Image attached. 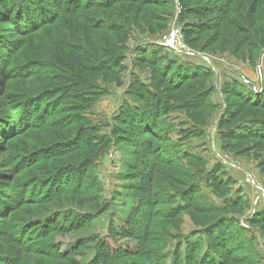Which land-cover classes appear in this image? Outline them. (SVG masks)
I'll use <instances>...</instances> for the list:
<instances>
[{
    "label": "rangeland",
    "instance_id": "374dc122",
    "mask_svg": "<svg viewBox=\"0 0 264 264\" xmlns=\"http://www.w3.org/2000/svg\"><path fill=\"white\" fill-rule=\"evenodd\" d=\"M19 1L0 0V264H218L219 236L227 264H264V127L232 130L264 122V0H27L49 11L28 34L3 22ZM68 56L105 68L80 72L94 91L68 94Z\"/></svg>",
    "mask_w": 264,
    "mask_h": 264
},
{
    "label": "trees",
    "instance_id": "16d2710c",
    "mask_svg": "<svg viewBox=\"0 0 264 264\" xmlns=\"http://www.w3.org/2000/svg\"><path fill=\"white\" fill-rule=\"evenodd\" d=\"M26 1L27 0H20L19 1L20 4L19 3L16 4L17 6L15 7V12H8L7 16H5V18L3 19V22H5V23L11 22V24H13V26H14V24H16L17 31H19L20 34H28L30 32L36 31V29H38V27H39L40 21H44L45 19L48 18V12H49L48 9L45 8L46 10H44V8H42V7H39V8L30 7L26 3ZM136 1L141 2V0H133L132 2L136 3ZM179 1L183 3L186 0H179ZM8 9L9 8L6 5H3L2 3L0 4V12L1 13L2 12L6 13V11H8ZM12 14H13L12 17H14L13 20L11 17ZM37 17H41V18L39 20H37ZM185 32L187 33V30H184V33ZM186 39H188L187 35H186ZM9 54L11 55V53H9ZM81 57H83V56H81ZM75 58L76 57H74V56L73 57L68 56V73L71 72L72 76L71 77L68 76L67 82H68V94L70 93L69 95H71V97L72 96L75 97V95H78V92H79V94H81V93H87V92L89 93L91 91H94L93 88H91V86L94 85V82H95V80H97V78H95V77H90L87 79L86 78H80L81 77L80 72L86 71V72H91L94 74V73H99V72L105 71V68L103 66H100L101 67L100 68L98 65H94V66L89 67V68L86 67V69H85L82 67L80 68V66H79L80 63L78 65L76 64V62L71 64V62ZM180 65H182V63L179 62L178 65H176V66L174 65L175 67L173 66V71H168V72H170V75H171L170 84L173 85L174 90L178 89L181 84H180V82H179L180 85L174 84L173 76L178 75L177 79L180 78V80L182 77L183 82L188 80V79H191L190 77H188L187 72H185L184 70L181 74H179L180 67H182ZM12 70H14V69H11V71ZM237 89H240V86H237ZM71 90H72V92H71ZM140 96L141 95L139 93L136 94V97H137L136 100L139 102V105L137 107H129V109L135 115L136 114L139 115V116H137L138 118L142 117V119L146 120L147 116L149 115L148 113H151V110L148 108V105H146V106L143 105V103L141 102L142 98ZM241 97L242 96L237 97V98L245 101L244 98H241ZM249 101H251V100H249ZM247 103L253 104V102H247ZM253 107H256V106H253ZM165 111L169 112L170 110L165 109ZM236 118H237V116L231 117L230 122H232ZM219 123H223L222 118H220ZM253 126H254V128L264 127V122H262L261 120H254V119H246L245 121L241 120V121L237 122V124L232 128V130L238 131V130L245 129L246 127L251 128ZM259 130H261V129H259ZM8 133H10V132H8ZM19 134H20V132H18L15 135H19ZM82 134H83V130H78V132L75 134V136L73 138H70L64 142H60L58 145L62 146L64 148V150L66 152H68L70 150V148L71 149L75 148L74 145H76L79 142V138L81 137ZM148 135H151V133H148ZM246 137L252 138L255 140L260 139V137L258 136V133L257 134L255 133V135H251V136L247 135ZM151 140H153V138ZM156 140H158V138H156ZM51 149L53 150L54 148H50V150H48V151H51ZM40 153H43V152H40ZM32 155L36 156L38 154L33 152ZM25 159H27V158H25ZM19 161H21V160H19ZM196 197L198 199L200 196H196ZM228 202H230V201H228ZM238 204H239L238 201H234L232 205L236 206ZM202 207H204V205H202ZM223 220H225V219L220 218L217 221H215L210 226L209 230L214 229V227L218 223H220L221 221L223 222ZM225 221H227V220H225ZM263 223H264V217H263L262 221L259 222V224L262 225ZM219 240L221 241L222 244L215 245V246L218 247V249H220L222 251V254H221L222 256L219 258L218 261L216 260V263L227 264V263H229V260H231L232 255L236 252L241 251V248H239V245H237L238 244L237 238H234V239L228 238V240L224 241V239H222L221 236H219ZM216 243H218V242H216Z\"/></svg>",
    "mask_w": 264,
    "mask_h": 264
},
{
    "label": "built area",
    "instance_id": "2783aa9c",
    "mask_svg": "<svg viewBox=\"0 0 264 264\" xmlns=\"http://www.w3.org/2000/svg\"><path fill=\"white\" fill-rule=\"evenodd\" d=\"M166 46L167 47H172L169 43H168V40H167V42H166ZM173 49V48H172ZM177 52H179V53H181L180 51H177ZM189 55V54H188ZM190 55H192V56H195L194 54H190ZM203 60H205V61H207L208 62V59L207 58H202ZM259 189V188H258ZM260 191H261V195H260V198H257L256 200H255V204L257 203V201L259 200V199H261V198H264V191L262 190V189H259Z\"/></svg>",
    "mask_w": 264,
    "mask_h": 264
},
{
    "label": "bare ground",
    "instance_id": "6f19581e",
    "mask_svg": "<svg viewBox=\"0 0 264 264\" xmlns=\"http://www.w3.org/2000/svg\"><path fill=\"white\" fill-rule=\"evenodd\" d=\"M168 43L171 45V46H173V44L168 40Z\"/></svg>",
    "mask_w": 264,
    "mask_h": 264
}]
</instances>
